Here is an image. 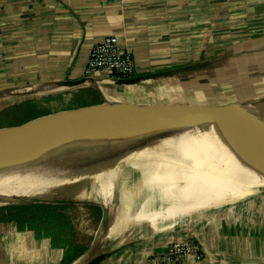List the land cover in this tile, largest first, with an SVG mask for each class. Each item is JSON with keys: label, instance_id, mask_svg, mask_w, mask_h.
Here are the masks:
<instances>
[{"label": "crops", "instance_id": "0c3cea01", "mask_svg": "<svg viewBox=\"0 0 264 264\" xmlns=\"http://www.w3.org/2000/svg\"><path fill=\"white\" fill-rule=\"evenodd\" d=\"M109 36L131 51L136 74L212 65L196 76L136 84L95 76L94 83L40 88L85 78L93 46ZM263 90L264 0H0V103L15 99L5 111L32 112L13 124L0 119V128L106 101L220 106L237 103L243 91ZM158 218L185 224L173 235L122 244L100 264H156L168 242L185 234L198 239L203 257L184 264H264V192L208 209L198 223L171 211ZM68 253L52 234L0 220V264H64Z\"/></svg>", "mask_w": 264, "mask_h": 264}, {"label": "bare ground", "instance_id": "6f19581e", "mask_svg": "<svg viewBox=\"0 0 264 264\" xmlns=\"http://www.w3.org/2000/svg\"><path fill=\"white\" fill-rule=\"evenodd\" d=\"M106 109L103 106L90 112ZM246 109L264 116V103ZM124 156L87 153L0 158V195L99 202L105 208L109 226L103 224L96 249L73 263L77 264L107 250L127 230L134 218L138 185L159 193L162 213L184 206L223 204L264 191V161L234 137L209 145H200L196 140L175 151ZM7 204L0 200V207ZM142 214L137 213L136 219L140 220Z\"/></svg>", "mask_w": 264, "mask_h": 264}, {"label": "water", "instance_id": "95a60500", "mask_svg": "<svg viewBox=\"0 0 264 264\" xmlns=\"http://www.w3.org/2000/svg\"><path fill=\"white\" fill-rule=\"evenodd\" d=\"M211 65V60H205L175 69L112 79L123 84H136L191 74ZM94 81L95 77L67 79L50 82L40 88L73 87ZM103 106L107 107L105 111L90 112ZM77 114L82 115L77 117ZM226 137H234L264 161V116L249 112L239 102L209 106L139 105L106 101L105 104L50 114L21 125L0 128V158L87 153L123 157L143 152L175 151L196 140L200 145L215 144ZM0 200L44 202L51 199L0 195ZM105 219L104 211V226H109V221L105 223ZM113 250L101 251L83 264H100Z\"/></svg>", "mask_w": 264, "mask_h": 264}, {"label": "rangeland", "instance_id": "374dc122", "mask_svg": "<svg viewBox=\"0 0 264 264\" xmlns=\"http://www.w3.org/2000/svg\"><path fill=\"white\" fill-rule=\"evenodd\" d=\"M234 73L235 71L232 70V73L230 72L229 74L230 76L227 77L225 80L232 78ZM195 74L197 73L195 72V73H192L191 75L196 76ZM199 74H202V71L199 72ZM240 77H241V74H240ZM232 80H235V79H232ZM237 87H239L240 90L245 89L241 85H237ZM224 91H227V88H225ZM225 95L226 97H231L233 93L231 91L225 92ZM239 97L240 99L238 100V102L242 104V107L248 108L252 105H258V104L264 103V90L262 92L261 91L260 92L243 91L242 95ZM14 103H15V99H10L9 101H4L3 103H0V119L1 120L3 119V121H5V119L8 118L10 119L9 123L13 124V123L21 122L23 118H25L27 115L29 114L31 115L32 112L26 109H23V110L22 109H16V110L12 109V110L5 111V109L6 110L8 109L7 108L8 106H12ZM136 188L137 189L135 191L136 193L134 196L135 200L133 203L134 212L132 214L134 218L131 221L127 230L120 237L121 239L119 238L118 240L113 242L108 248V250H112L122 244H125L129 241H134L136 239L139 240L141 238H153V237L157 238V237L163 236L164 234L173 235L175 234V230L178 229L180 225L185 224V223L180 224V222L173 223V220H164V219L162 220L159 218L157 219L159 214H166L170 211L176 214L184 213V215H187V216L190 215V216H193L194 219H196V221L192 223H198V215L200 213H203L207 211L208 209H211L216 206H221L223 204H227L230 202L239 201L238 199V200H232L230 202L223 203V204L214 203L208 206L193 207V208H188L187 206H184V207L170 209V211L162 213L161 212L162 198L159 195V193L157 194L154 191H151V189L148 190L145 186H142V185L140 186L138 185L136 186ZM262 192H258L254 195H251L249 197L247 196L242 199H248V198L257 196L261 194ZM9 203L10 204L0 207V220L7 221L9 218H11V216H13V214L17 212H21V211H23L24 213L22 217L24 218V220L25 218L29 220V218L32 219L35 217L36 220L34 221L37 222L36 223L37 225L33 224L34 227L41 228V230H43L44 233H45V229H50L53 235L56 237L57 243H60V244L67 243V245H69L68 256L76 258V260H74L71 264L82 259L88 253L89 250L96 249L98 239L100 238L103 232V229H104L103 228V224H104L103 210L105 208L99 202L93 201L91 199H68L66 201L47 200L44 202H39L37 200H21V201L9 202ZM35 203L50 204L49 206L51 207L42 209L41 212L36 213V211H39L40 209H36L35 207H33L34 205L32 204H35ZM54 205H57V206H54ZM141 212H143L142 218L140 220L136 219V216H138ZM38 213L40 215H36ZM26 224L29 225V221H27ZM186 227L187 226H185V228ZM189 227L190 226H188V228ZM188 236L192 238L193 240H195V243L200 248L198 239L195 238V236L191 234H185L184 237H188ZM175 241L176 239H172L171 241L168 242V245ZM201 253H202V250H201ZM163 255H158L154 257V261H155V258L163 256ZM202 257H203V253H202ZM87 260L83 262L81 261V263H77V264H83Z\"/></svg>", "mask_w": 264, "mask_h": 264}, {"label": "built area", "instance_id": "2783aa9c", "mask_svg": "<svg viewBox=\"0 0 264 264\" xmlns=\"http://www.w3.org/2000/svg\"><path fill=\"white\" fill-rule=\"evenodd\" d=\"M123 2L124 0H112ZM136 75L133 55L117 36H109L96 43L90 53L86 67V77L105 76L108 78H128ZM202 258L201 249L192 238L184 237L169 244L168 251L155 258L156 264H184L191 257Z\"/></svg>", "mask_w": 264, "mask_h": 264}, {"label": "trees", "instance_id": "16d2710c", "mask_svg": "<svg viewBox=\"0 0 264 264\" xmlns=\"http://www.w3.org/2000/svg\"><path fill=\"white\" fill-rule=\"evenodd\" d=\"M32 205H34L33 207H35L36 209H40L39 211H36V213H37V212H41L42 209H45V208H49V207H51V206H49L50 204H40V203H35V204H32ZM54 206H57V205H54ZM23 215H24L23 211H21V212H17V213H15V214H13V216H11V218H9V219L16 220V221L19 223V225L22 226V227H28V228L36 229V230H39V231H43V230H41V228L34 227L33 224L37 225V224H36L37 222L34 221V220H36L35 217L32 218V219L29 218V220H27V218H25V220H24V218H22ZM36 215H40V214L38 213V214H36ZM29 217H30V216H29ZM40 217H41V216H40ZM27 221H29V225L26 224ZM45 233H47V234H52V235H53V233H52V231H51L50 229H45ZM53 239H54V242H55L56 245H61L60 243H57V241H56V237H55L54 235H53ZM75 259H76L75 257H69V256L67 255L66 259L64 260V264L71 263V262H72L73 260H75Z\"/></svg>", "mask_w": 264, "mask_h": 264}]
</instances>
